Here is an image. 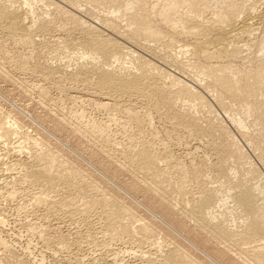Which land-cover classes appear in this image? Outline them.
Returning <instances> with one entry per match:
<instances>
[{"label":"bare ground","instance_id":"bare-ground-1","mask_svg":"<svg viewBox=\"0 0 264 264\" xmlns=\"http://www.w3.org/2000/svg\"><path fill=\"white\" fill-rule=\"evenodd\" d=\"M41 1L47 5L52 4L54 12L69 21L73 29L79 28L81 39L79 38L75 47H78L79 56L87 62L81 64L78 70L69 72L68 77L74 82L90 83L91 87L79 90V94L108 113L105 121L77 124L75 128H70L68 136L85 137L89 142L86 147L88 158L115 181L120 180L124 172L133 174L132 170L137 168L139 176L127 181L121 179L122 184L130 193H139L147 212L160 220L146 221L143 218L145 221L140 222V218L134 215L133 209L128 206L129 204H125L121 197L106 191L108 188L105 190L103 184L93 179L92 175L88 173H86L88 176L83 175L81 167L70 152L62 153L58 147L52 150L46 140L41 142V139L38 143L33 135L22 128L21 119L16 117L14 112L1 109L0 144H8L13 140V143H17L14 148L17 147L16 150L24 152L26 156L21 158L16 152L15 158L11 157V151L8 154L4 153L5 158L0 156V179L2 176L7 177V171L12 166L19 170V175L12 174L13 176L9 175L10 180L4 179L6 180L4 185H0V196L11 197L17 190L24 193L30 187H37L38 192H34L31 196V204L44 206L48 212L62 208L73 214L78 213L79 210L84 214L82 218H86L89 213L97 214L99 219L103 220V234L107 233L112 239L127 238L130 242L137 238L139 242L156 245L155 249L157 248L160 253L158 260L149 256L145 260L144 257V261L148 264H205L200 261L201 259L198 260L190 254L189 248L199 251L203 256L204 253L199 247L207 249L226 264H264V208L261 207L262 204L264 205V194L261 190L259 172L250 167L253 163L248 161V156L234 136H231L222 124L215 123L212 114L203 115L205 124L200 123L202 116L197 114L198 110L207 107L205 97L212 92L216 104L228 114V122L238 128V133L245 139L244 142L254 149L258 160L264 164L262 12L257 11L258 9L256 10L253 5L243 7L233 2L219 8H211L203 0H166L163 7H159L158 0H84L92 5H111L113 16L110 15L103 21L108 31L105 34L97 25L86 23L72 12L80 9V5L75 4L73 0ZM17 2L19 0L0 1L1 32L12 41L14 39L22 44L30 43L32 41L30 33L35 27L30 23L36 22L32 14V2L22 0L19 5L16 4ZM62 2H66L69 8L64 7ZM134 5L138 6L139 12L127 18L124 25L121 24L122 20H125L127 11ZM151 13L160 18L162 25L155 24ZM45 21L39 19L35 29H43ZM259 28H262V34L261 40H258L260 43L257 50L255 49L258 54L249 56L245 65H237L239 62L236 63V58L243 46L239 44V40L244 37L245 41H250L249 34ZM179 35L190 37L189 43L186 44L187 47L189 45V49H182L181 52L184 50L187 54L184 56V61H187L185 63H189L191 68L201 74L198 78H193L192 83L181 76L164 71L161 66L143 56L146 52L142 49H145L149 42L155 44L165 40L163 43L168 44ZM247 42L244 45L248 44ZM125 43L141 53L135 54V51ZM34 49L28 52L29 55L26 53L12 55L8 64L12 63L11 66L14 65L22 72L38 73L46 79L58 74V79L63 81L66 78L65 71L60 74V67L57 69L38 62L36 48ZM123 58L129 59L126 63L130 62L129 66L134 70L125 65H123L125 67L119 65L117 68L115 66L116 69L108 67L112 62H120L119 59ZM179 62L174 60L171 64L177 67L176 69L182 70L184 63L182 60L183 64ZM4 65V59L0 58V76L9 78ZM232 66L235 67L231 68ZM19 84L24 88L25 84L22 81ZM38 89L41 98L48 97L47 89L42 87ZM58 89L64 90V88ZM129 94L143 98L145 96L150 100L151 110L156 113L159 120L170 123L172 128L184 130L189 137L206 138L205 146L213 156V162L209 167L213 177L216 178L214 180H218V186L208 187L201 168L193 165L184 168L178 158L165 146L158 147L154 139L147 137L146 129H152L153 114L148 109L150 107L146 108L148 110L146 112L126 108V104L120 102H123V97L122 100L119 98ZM71 98L74 100L78 96L73 95ZM232 103L243 108L242 115L231 112ZM62 109L65 110L63 107ZM117 112H120V115L126 113V119L123 118L126 121L122 123L124 128L133 126V131L132 129L127 131L129 133L125 132L126 129L121 130L126 133L125 137L123 136L125 139H122L124 142H121L122 146L124 145L123 149L116 147L114 149L111 140L105 138L110 130V124L120 121L116 117ZM60 115L59 118L48 117V120L47 116L45 118L43 116L41 119L54 130L60 127V131L64 130L67 121L76 120V116L70 111ZM247 122H250L252 132L243 130ZM68 136L65 138L68 139ZM23 142L26 145L29 143L28 147L25 146L28 151L22 150L25 148L23 145L20 146ZM82 144L78 143L79 146ZM79 151L81 152L80 149ZM231 160L242 165L240 171L233 170ZM232 170L234 174L231 173ZM255 178L257 180L251 182ZM22 183L28 186L21 187ZM190 186L194 189L192 190ZM222 192H225L224 197L221 196ZM227 202L232 205L227 206ZM237 210L245 217L241 225L238 226L236 223L235 228L231 225L235 222L234 217L231 216L236 214L234 211ZM2 221L3 218L0 216V223ZM166 223L177 227L189 248L175 243V240L174 242L166 240L167 243L161 242V239L158 241V230L161 227L165 228ZM29 230L32 233L39 232L33 225ZM168 235L172 239L173 235L170 233ZM59 239L61 240V237ZM0 246L7 247L2 240ZM203 257L210 259L206 255Z\"/></svg>","mask_w":264,"mask_h":264},{"label":"rangeland","instance_id":"rangeland-1","mask_svg":"<svg viewBox=\"0 0 264 264\" xmlns=\"http://www.w3.org/2000/svg\"><path fill=\"white\" fill-rule=\"evenodd\" d=\"M21 1L22 0H19L20 3ZM30 1L32 2V10H33L32 14L34 16V20L36 19L35 20L36 22L32 21V23H30L35 25V27L34 25L32 26L34 27L32 28L33 32L30 33V37L32 38L30 40H32L31 42L33 44H30L31 42L22 44V42L20 43V41L17 40L15 41L14 39L12 41V39L6 38L5 36H3L4 33L1 32L2 30L0 27V58L4 59V64H5L4 69L6 68L5 69L6 72H8L9 76L11 77L10 78L8 76L9 78L7 77L4 78L0 76V105H1L0 109L6 111L11 110L12 112H14V115H16V117L21 119L20 120L21 124H23L22 128L27 130L31 136L33 135V138H35V141L37 140L38 143L40 142L41 139H42L41 142L46 140L47 143L49 142L47 144L48 147L50 148L52 147V150H54V147L55 148L58 147V149L62 153L70 152V154L73 155V158L77 161L78 166L81 167L80 169L82 174L85 176L87 175L86 173H88L90 176L92 175L93 179L95 178V180L103 184L105 190L106 188H108V190L106 191L108 192L111 191L119 198L121 197L120 199L125 204L126 203L127 205L129 204L128 206H130L131 209H133L132 211H134L133 212L134 215L140 218V222L145 220L159 221L160 219L156 218L149 211L147 212L142 196L139 193L137 194L130 193L127 189H125V187L122 184L121 179L127 181L133 177L137 178L139 176L138 175L139 170L137 168L136 169L133 168L134 170H132L133 174L137 176H134L133 174L128 172H124V174L121 175V179L115 181L114 179L109 177L105 172L99 169V167L88 158V155L86 154L88 149L86 147L89 145V142L86 140L85 137L72 136L73 138H71L70 136H68V134L70 133V128H75L77 124L105 121L106 115L108 113H106L107 111L105 112V110L102 111V109L99 108L97 105H95L93 102L86 100V98H82L84 96H81L79 94V90H84V88L85 89L90 88L91 87L90 83L85 84L82 82L79 83L76 81L74 82L73 80L69 79L70 77H68L70 76L69 75L70 73L78 70L81 64L87 62L84 58H81L79 56V52H77L78 47L77 48L75 47L76 46L75 44L78 42V40L81 39L80 37L81 33L78 30L79 28L73 29L69 21L67 22L66 19L57 15L54 12L52 4L48 3L47 5L41 0H30ZM76 1L77 0H73L75 4L80 5V9L72 12L75 13L78 17L82 18V20L85 21L86 23H90V24L93 23L94 25H97L100 29H102V31L105 34H107L108 31H106L103 21H105L108 17H110V15L111 17L113 16V14H111V5L106 4L108 6L107 7L105 4L92 5L84 0H81V2L78 3ZM158 1L160 4L159 7H163L166 4V0H158ZM203 1L207 5H210L211 8H219L226 3H232V2L243 7L253 5L254 7H256L255 8L256 10L258 9L257 11L260 10L262 12L263 17L262 16L261 17L264 20V13H263L264 0H203ZM19 2H17L16 4H18ZM61 4L64 7L67 6V8H69V5L66 2H62ZM149 8L150 6H148V9ZM83 9H86V11H84ZM127 12L128 13L124 17L125 20L124 21L122 20L121 24L126 23L127 18L139 12L138 6L134 5L133 8ZM151 15L155 24L162 25V21L156 14L151 13ZM39 19L46 20L45 21L46 24L43 29L37 30L35 28L38 25ZM261 34H262V28H259L253 30L251 34H249L250 41L248 42L245 41L244 37L243 39L240 38L242 40L241 41L239 40V44L240 45L242 44L243 46L241 47L240 53L237 55L238 57L236 58V63L237 61L239 62L237 65H245V62H247L248 60L247 58L249 56L252 55L254 56L258 54L256 50L258 44L260 43L259 41L261 40V36H260ZM4 37L6 38V40ZM185 37L186 36L184 35L175 36L172 39L173 41H170L168 44L166 42H165L166 44L163 43L165 40L155 44L153 42H149V44H147L148 46L145 47L146 50L145 49L142 50L146 52L143 53V56L145 58L151 60L152 62H155V64L159 65V67L161 66V68L164 71L172 73L175 76H181L187 82L189 81L192 83L194 81L191 80H193V78L195 79L198 78L199 75L201 74L195 69H193V67L191 68L189 63H185L187 61H184L185 60L184 56L185 55L187 56V54L184 53V50L189 49V45L187 47L186 44L189 43L190 41V37L188 36L187 38ZM243 40L248 44L244 45L245 42ZM28 44L29 46H27ZM126 45L130 46V48L133 51H135V54L140 52L137 49H135L133 46L129 44ZM32 46L36 48V52H37L36 60L38 62L49 64L53 68L56 67L57 69L60 67L59 68L60 74H62L65 71L64 73L66 75V78L63 81L58 79L57 77L58 74H53L50 79H48L49 77L46 79L44 76H41L38 73L31 74L29 71L22 72L18 70L14 65L11 66L12 63L8 64V62L11 61V56L14 54L16 55L17 53L19 54L26 53V55L27 54L29 55L30 54L28 53L29 51L31 52L32 49L35 50ZM182 49L184 50L181 52ZM164 58L166 59L167 62L165 61ZM123 59H119L121 60L120 62L119 61L112 62V64L108 65V67H111L110 69H112L113 67L114 69H116L120 65L119 67L127 66L130 69H132L133 67L131 66L132 67L131 68L129 66L131 65V63L130 62L126 63L129 59L128 58L124 60ZM122 60L125 62L123 63ZM174 60H176L177 62L180 61L179 63H182L184 61L183 62L184 68H182V70L176 69L177 67L172 65ZM234 67L235 66H232L231 68ZM132 70H134V68ZM12 79L13 81H15V83L12 81ZM59 80L61 82H59ZM20 81H22L25 84L24 88L20 87L19 84ZM39 87L47 89L48 92L47 98L44 99L41 98L42 96H40L38 89ZM58 88L61 89L64 88V90L60 91ZM73 95L78 96V98L77 99L75 98L73 100V98H71V96ZM122 97H123V102L122 101L120 102L123 103L124 105L126 104L125 105L127 106L126 108L130 110L140 111V112L144 110L146 112L148 111L146 109L148 107H150L148 109L151 110L150 100H148L145 96L144 98L140 96L141 97L140 98L136 95L129 94V95L120 96L119 99L122 100ZM51 98L53 100H51ZM205 99L207 101V107L197 111V114L199 116H202L200 118V123L202 122L203 124H205L204 119H202L204 117L203 115L212 114V116H214L215 123H218L220 125L222 124L228 130L231 136H234V139L238 142L241 149L248 156V161L253 163V165L249 164L250 167L257 169V171L259 172L261 190L264 194V164L258 160L256 156V152L253 151L254 149H251L250 145L248 146L247 145L248 143L244 142L245 139L241 137L240 133H238V128L235 127L234 124L231 125V123L228 122L229 119L228 114L223 109H221L218 104H216L217 102L213 97L212 92L208 93V96L206 95ZM62 107L65 110H63ZM230 108H231V112L242 115L243 108L241 106H237L236 104L232 103ZM68 111H70L71 114L76 116V120L74 119L67 121L65 128L62 131H60L61 130L60 127L54 130L48 127L45 122L44 123L42 122L41 117L43 116L44 118L47 116L46 119L49 120V118L50 119L59 118V116H61L60 114L67 113ZM150 112H152L153 114V115L151 114L152 129H148V128L146 129L147 137L154 139L158 144V147L162 145L165 146L171 153H173L178 158L179 162L184 168H188L191 165L201 168L203 171V177L206 178L205 179L206 183L208 182L207 183L208 187L213 188L215 186H218L219 185L218 180H214L216 178L213 177V173L209 167L210 164H212L211 162H213V156L210 155L209 149L205 146L206 138L189 137V135L184 130L181 131L178 128L177 129L172 128V125L170 123L168 122L166 123L164 120L161 119L162 121H164L162 122L161 120H159L160 118H158L156 113H154L152 110ZM118 114H116L117 115L116 117H118L117 119L120 121L117 120L118 122H114L110 124L111 125L110 130L107 132L105 138H109L111 140L114 149L115 147L119 149H123L124 145L122 146L121 144V142L125 139L123 138V136L124 134L129 133L127 131H131V129L133 131V126L132 128H129V126L124 128L122 123L126 121L124 120L126 119L125 116L126 113L125 115L124 114L118 115ZM29 115L31 118L29 117ZM246 127L250 129H247ZM246 127L243 128L245 132H252V127L250 125V122L246 123ZM122 128L124 130L126 129L125 130L126 133H124V131H121ZM65 135L68 136L69 138L66 139ZM61 142L63 144H61ZM79 142L83 143L82 146L78 145ZM11 143H13V140L11 141ZM11 143L9 142L8 144H3V143L0 144V156L5 158L4 153L8 154L11 151L10 153V156L12 154L11 157L15 158L14 153L17 152L16 154L19 157L25 158L22 157V156H26L24 155L25 154L24 152L23 153L18 152L16 150L17 147L14 148V146H16L17 143L16 142L13 143L14 145ZM22 145L23 147L27 145L29 146V143L26 145V143L23 142L20 144V146ZM79 149L81 150V152L79 151ZM22 150L28 151L26 147ZM230 164L233 167V170L235 169V171H240L242 168V165L237 164L233 160H231ZM17 170L18 168L16 169V167L14 168L12 166V168L8 170L9 172L7 171L8 173L7 177L6 176H5L6 178L3 176L1 177L0 185H4V181L8 180L9 178L11 179L9 175L16 176L17 173L19 175V170L18 172ZM233 170L231 172L232 174H234ZM238 173L239 172H236V174ZM257 178L252 179L251 182H255ZM23 184L25 183H22L21 187L28 186L26 184L25 185ZM190 187L192 188V190L194 189L193 186ZM33 188L30 187L28 191L24 193L23 191L21 192L20 190L19 191L17 190L14 193V195H12L11 197L0 196V216L3 218V221L0 223V240L4 241L7 245V247L5 248L0 246V264H21V263L23 264H148L146 263V261H144V259L146 260L148 256L154 258V260L156 259L158 260L160 253L158 252L157 248L155 249L156 245L152 243L150 244L149 242H144V241L139 242L137 238L128 242L130 239L127 238L117 239L115 237H113L112 239L107 233L103 234L104 232L102 231L104 227L102 224L103 220L102 218L99 219L100 217L97 214L89 213L86 215V218L83 217L84 218L83 219L81 216H84V214L83 212L81 213L79 210L78 213L77 212L73 213L74 215L68 212L66 209H62V208L60 209L56 208V210L54 211L51 210L50 212H48L46 211L44 206H35L31 204L30 199L32 194H34V192H38L37 187L34 189ZM91 193L94 192L91 191ZM221 196L224 197L225 192H222ZM230 204H231L230 202L226 203L227 206H229ZM261 207L264 208V205L262 204ZM238 212H239L238 210L237 212L234 211V213L236 214L231 216L234 217L235 220L234 224H231L232 222H229L235 228H236V223L238 226L241 225L243 223L242 219H244L243 217H245L244 214ZM32 225L35 226L37 230H39V232L38 231L35 233L30 232L31 230L29 229L30 226ZM164 226L165 228L161 227L159 228L160 230H158L159 233V234L157 233V236L159 238V239L157 238L158 241L161 239L160 240L161 242H165L166 240H168V242L170 241L174 242L173 240H175V243H178L180 245L189 248L186 245L185 242L186 240H184L180 235L182 233L178 231L177 227L174 224L170 225L166 223ZM238 228L241 229V227ZM168 233L173 235L172 239L170 238V235H168ZM60 237L61 240L63 239L62 241L59 239ZM56 239H58V241ZM59 241L61 242L59 243ZM199 249L204 253V255L208 256L210 259L208 260L207 258L203 257L204 255L202 256L199 251L189 248L192 257H195L198 260L201 259L200 261H202L205 264H210V263L226 264L225 262L220 260L219 257L210 253L207 249L202 247H199ZM234 264H238V263H234Z\"/></svg>","mask_w":264,"mask_h":264}]
</instances>
